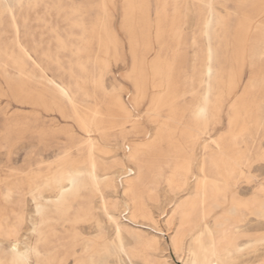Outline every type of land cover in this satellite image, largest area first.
Wrapping results in <instances>:
<instances>
[{
  "label": "rangeland",
  "instance_id": "rangeland-1",
  "mask_svg": "<svg viewBox=\"0 0 264 264\" xmlns=\"http://www.w3.org/2000/svg\"><path fill=\"white\" fill-rule=\"evenodd\" d=\"M122 1L123 0H0V216L3 219L2 222L5 228L6 226L8 227V225L9 227L11 226L10 236L0 237V264H14L11 260L12 251L9 244L10 241L14 239V237H12L14 230L13 226L18 223L20 224V226H18L20 229L18 233L19 252H22L20 253V258L22 259L20 263L23 264L24 259L27 260V264H73L75 260L81 262L85 256L84 247L87 245L93 247V244L86 240L83 235H86V233L92 235L96 234L99 224L95 221L94 224L96 229L88 230L87 226L89 225H86L84 221L82 222V220H79L77 222H72L73 216L83 214V210L90 206L87 204L88 201L93 200L94 205L96 204V206H94L96 216L99 215L102 223L109 226V234L113 236V219H106L104 212L107 209L106 211H109V214L118 216L121 211V207H118V210L112 207L104 209L98 197L100 188H95L90 177H86L85 181L87 187L83 189L84 191L80 190L78 194H75L76 191H70L68 194V199L71 201L69 205H72L69 210L61 209V207L58 208L57 206H50L48 204L49 208H46L42 215L37 213L35 209L36 201L34 199V197L37 196L35 185L31 184V180H29L35 166V160L41 158V165L43 167L53 166L57 160L54 154L60 148L57 143L51 141L40 143L32 136L33 132L38 128L48 131L54 128L69 129L73 134L78 136V138L85 140L84 142H86V144L82 146L84 152L80 155L78 160L81 163L84 162L87 154L95 157V160L98 162L97 174L98 176H107L104 179L105 181H107V178L110 176L115 177L125 167L139 168L138 175L140 181L137 182L136 188L129 194L128 200L130 202H132L133 199L141 203L145 202L146 206L149 208L147 210L142 207L138 208L136 211L138 220L145 224H150L151 226L154 225V228L165 233L163 238L160 239L162 251H158L160 252L159 254L157 252L160 256V261H163L162 264H183L184 261L185 264H190L189 261L193 264L194 256L191 252V248L196 244L195 236L201 229L204 230L205 227V237L212 238L215 242L217 241L215 264H264V217H262L264 212L260 211L261 209H259L254 200L248 205V209L240 208V210H236L231 203L232 194H237V196L242 199L250 198V200L251 197L257 196L256 198H258L259 203L262 204L264 208V191L259 190L260 184L264 182V0H255L258 1L259 4L255 3L254 0H164L161 12L163 18L161 21L168 37L166 44H162L163 46L158 44L159 42L155 37L154 22L160 10V6L157 4L158 1L136 0L135 8L139 12V23L141 24L140 16L143 15L150 24L148 30H146L144 26L136 27L135 29H131V27L128 26L130 28H128V30L133 34L132 40L135 42L133 46L135 49L134 56L138 60L141 58L144 60L143 62L137 61L136 65L133 62V55L131 54L132 48L129 45L127 33L121 27L123 24L121 16ZM240 3L242 4L240 5ZM251 6L253 7L251 8ZM211 8L214 11L225 14L222 24L219 23L218 25L215 21L216 18L210 17ZM227 9H236L237 12L236 10L234 11L239 16L237 17V15H235L233 18L226 19ZM248 9L249 13L246 11ZM252 10H256L259 13ZM205 17H207L208 20ZM236 20L237 23L238 21L241 22L238 23L240 26L239 29L237 28L238 24L235 26ZM243 22H245V24L242 26ZM226 27H229V29ZM94 29L100 34V41L93 39ZM111 34H114L115 40L118 42L117 51L116 53H104L105 45L107 46V41ZM252 34H254V36H252ZM255 37H257L258 41ZM219 40L222 41L221 45ZM223 41H225V43ZM232 41L235 43H232ZM210 45L215 49L220 45L219 47L224 58L220 59L217 58L216 55H213V60L210 61L207 50ZM84 47H87L86 49L88 50L87 57L91 60L98 59L101 64L99 68H97L96 64H89L88 71L89 79H97V83H101V86L97 89L98 97L96 102L102 105L103 110L105 109V113H107L105 106L107 102L102 99V92L108 97L112 94H119L124 99L127 106L128 104L135 106V110L131 111L132 114L135 112L142 114L138 122L140 127L136 130L132 128L133 126L130 123H124L112 128L110 127L111 129H108L109 132L106 135L107 147H105L106 145L103 147L102 144H97V133L85 131L70 118L62 117L56 110H46L41 105L34 104V98H36V96L41 97L39 101L41 100L43 102H50L52 97L55 98L58 96L56 90H59V88L56 84L66 85L79 80L82 71L79 67L81 64L78 63L77 59L78 56L82 58L86 55L79 54L77 51L84 49ZM245 47L249 48L246 49ZM158 50L159 52L157 53ZM117 55H120L121 58L119 59ZM157 55H160V59H162L163 63L165 61V63L162 64L164 67L163 69L161 68L160 71L156 70L152 65L155 59H157ZM233 58L234 60H232ZM219 61L221 63H219ZM14 62L19 64V69L14 66ZM169 62H171V64ZM208 63L209 65L211 63L213 66L214 73L211 76L204 74V69ZM216 63L222 65L221 71L223 78L220 84L223 85L225 90H227L233 78L235 79L234 74H238V67H240L241 70L239 83L232 93H228V91L224 90L225 92L222 94V104L217 120L214 121V118L211 117L209 112L206 114L208 117L204 127L206 129L204 134L206 143L204 142L205 146L203 149H201L200 143L195 145L193 154L194 157L202 156L208 167L205 166L208 169L212 167L211 171L205 167V173L207 175L209 174V177L224 179L228 176L229 179L226 186L222 185L223 188L221 187L218 192L217 190L214 191V186L209 182L206 193L207 195L210 194L208 195L210 207L207 208V214L209 213V215H206L204 223L199 220V215H197L200 214L199 212H195L196 215L195 213L193 214L194 217L190 219L192 222H184L182 210H185L187 207L182 206L188 202L189 195L186 190L179 191L178 189L185 160L180 156L179 147L183 144L182 147L184 150L186 151V149H188L189 151L185 143L187 138H184L181 133L179 135V129L177 131V128H173L172 126H161L159 122V124L153 122L147 117L146 112L150 104L149 99L153 94L151 84L162 80V83L165 85L164 88L168 89L162 96H167L169 94L167 96L169 99L164 102L159 101L161 104H159V109L156 110L161 114L160 122L164 121L167 115H170L173 117V120H178L179 117L180 121L185 123L189 118L195 119V117L191 115L195 111V107L203 103V99L207 94L209 97L211 95L210 98L214 100L212 101L214 103L216 102L215 99L220 98V86L216 84L218 81H215L216 71L214 66H216ZM25 64H27V66ZM134 66H136V68ZM135 71L137 73V81H140L146 89L143 96L140 97V95H138L141 99L138 101V105H135L134 103L136 102L132 99V97L137 94L135 88ZM165 78H167V80ZM195 81H199V83ZM208 87L210 90L209 93L206 92ZM256 89L259 90L257 91ZM213 91H215L216 94ZM77 97V99L72 100L73 103L65 97V99L60 102L61 106H59V108L61 110L63 109L62 112H68L71 111L72 107L76 106V104H80V110L84 111L86 116L89 115L91 111L85 106H87L88 103L95 102V100L82 93ZM241 104L243 108L240 106ZM103 117V122L109 119L107 115H103ZM88 118L90 117L87 116L85 118L86 121H88ZM253 118H255V120ZM231 121L233 123H231ZM102 125L110 126L109 123H104ZM147 130L152 134L160 130L159 134L163 140L139 146L136 151V156L133 159L130 158L132 161L125 157L122 158L123 151L119 148L118 144L123 141L134 144V142L144 138V132ZM119 131H122V133H119ZM114 134H117L116 138ZM176 134L180 137L179 139ZM218 138H223L220 142L223 145L215 143L214 139ZM161 142H163L165 146L161 144ZM92 143H95L94 146H92L93 150L91 148L89 149ZM167 143L169 144L167 145ZM231 143H236L233 144L235 145L233 151L239 156L238 160L242 168L241 174L239 170L231 172V168L225 166L224 172L226 174L221 176L218 173L217 162L222 160H220V158H227L226 151L224 152V150ZM219 154L221 157H218ZM211 164L213 166H211ZM77 165L82 166V164H74V166ZM83 167H85V165ZM193 170L197 173L195 167ZM216 174L218 176H216ZM99 180L98 182H101V180ZM233 181L237 183H235L234 187L232 186ZM165 182H167V184ZM66 183L67 181L64 180L61 184H58V182L53 179L47 183L46 188L41 189L45 194L44 196H47V198L52 201L59 192L58 188L61 186V188H63L64 185L66 186ZM209 187L210 190L208 189ZM51 188L55 189V191L48 192ZM105 188L104 190L108 192V188ZM225 188L228 189L226 190ZM254 189L257 193L253 191ZM222 193L224 194L223 196ZM79 194H84L85 198H77L76 196H80ZM45 198L46 197L42 196L41 200L44 201ZM76 201L81 203V209L76 208ZM110 202L112 201L110 200ZM175 206L176 208H174ZM99 207L102 208L100 209ZM252 208H255L253 212L250 210ZM20 216L25 220L19 222ZM42 216L45 217V221L38 224V221L43 219ZM225 224H227V226ZM39 229L42 230L43 233L41 236L37 235V230ZM175 229L178 231H175ZM221 229L222 231H219ZM165 230L168 232H165ZM87 231L90 232L88 233ZM145 232L149 231L145 229ZM182 233L186 235L180 246L182 249L178 251L173 250L174 243L171 238L176 240ZM190 234L191 236H189ZM208 234H211V236ZM233 235L238 236L237 243L239 242L241 246L239 250L233 249V246L226 242L230 240V237H233ZM134 240L135 239L130 240L126 248L128 249L132 261L134 260L136 264H143L149 250L147 249L146 252L144 242L139 243ZM73 243H76V245H73ZM37 245L40 246L39 249L41 250V254H37L32 250V248ZM99 253L100 252H94L93 255H91V260H94L93 257L97 258L100 255ZM225 253H227V255H225ZM67 257L68 259H66Z\"/></svg>",
  "mask_w": 264,
  "mask_h": 264
},
{
  "label": "bare ground",
  "instance_id": "bare-ground-1",
  "mask_svg": "<svg viewBox=\"0 0 264 264\" xmlns=\"http://www.w3.org/2000/svg\"><path fill=\"white\" fill-rule=\"evenodd\" d=\"M44 1V0H43ZM106 1V0H105ZM158 1L157 4L159 7V12H158V17L154 22L155 25V37L156 40L159 42L158 44L162 45V44H166L167 42V35L164 31V27L162 26V21L161 19L163 18L161 15L162 12V5L164 0H156ZM255 1V0H254ZM197 2V1H196ZM217 2V1H216ZM242 2V1H241ZM5 3V2H4ZM208 3V2H206ZM214 3V2H213ZM245 3V2H244ZM250 3V2H249ZM252 3V1H251ZM254 3V2H253ZM255 3H258V1H255ZM254 3V4H255ZM263 3V2H261ZM1 4V3H0ZM49 4V3H48ZM62 4V3H61ZM222 5H225L223 3H220ZM242 3H240L241 5ZM253 4V5H254ZM259 4V3H258ZM50 5V4H49ZM136 0H123L122 1V10H123V16H122V22L123 24L121 25V27L124 29V31H126L127 35H128V40H129V45L132 48L131 49V54L133 55V62L136 65L137 61H141L143 62L144 60L141 58L140 60H138L134 55H135V49L133 48V46L135 45V42L132 40L133 34L128 30L129 27H131V29H135L136 27H143L146 28V30H148V27L150 26L149 22L147 21V18L143 15L140 16L141 18V24L139 23V12L138 10L135 8L136 6ZM211 6V5H210ZM238 6V5H237ZM255 6V5H254ZM257 6V4H256ZM260 6V5H259ZM258 6V7H259ZM262 6V5H261ZM253 6H251L252 8ZM23 8V7H22ZM220 8V7H219ZM249 8V9H251ZM255 8V7H254ZM204 9V8H203ZM223 9V8H222ZM233 9V8H232ZM242 9V8H241ZM246 9V8H245ZM246 10L247 12L249 11ZM18 10V9H16ZM236 10V9H234ZM234 10L231 9H227V18H233L235 15H237V17L239 16L238 14L235 13ZM225 11V10H224ZM254 11V10H252ZM256 11V10H255ZM254 11V12H255ZM8 12V11H7ZM24 12V11H23ZM22 12V13H23ZM237 12V10H236ZM244 12V11H243ZM257 12V11H256ZM13 13V12H12ZM144 13V12H143ZM201 13V12H200ZM203 13V12H202ZM240 13V12H239ZM249 13V12H248ZM251 13V12H250ZM259 13V12H257ZM198 14V13H197ZM223 13H220L218 11H214L212 8L210 10V17H214L216 23L219 25L222 24V22H224V15ZM253 14V13H252ZM145 15V13H144ZM244 15V14H243ZM246 15V13H245ZM258 15V14H257ZM208 16V15H207ZM224 16V17H223ZM261 16V15H258ZM12 17V16H11ZM58 17V16H57ZM62 17V16H60ZM253 17V16H252ZM9 18V17H8ZM207 19V17H205ZM263 18V17H262ZM205 19V20H206ZM240 19V17H239ZM208 20V19H207ZM238 20V19H237ZM236 20V24L235 26L241 21H238L237 23ZM53 21V20H52ZM229 21V20H228ZM227 21V23H228ZM14 22V21H13ZM242 22V21H241ZM240 22V23H241ZM246 22V21H245ZM245 22L242 23V26L245 24ZM7 23V22H6ZM53 23V22H52ZM204 23V22H203ZM208 23V22H207ZM9 24V23H8ZM12 24V23H11ZM54 24V23H53ZM198 24V23H197ZM200 24V23H199ZM230 24V23H229ZM227 24V25H229ZM257 24V23H256ZM20 25V24H19ZM109 25V24H108ZM255 25V23H254ZM5 26V25H4ZM13 26V25H12ZM58 26V24H57ZM111 26V25H110ZM129 26V27H128ZM204 26V25H202ZM201 26V28L203 29V27ZM214 26V25H213ZM256 26V25H255ZM260 26V25H259ZM16 27V26H14ZM208 27V25H207ZM4 28V27H3ZM8 28V27H7ZM6 28V29H7ZM18 28V27H17ZM205 28V27H204ZM219 28V27H218ZM223 28V27H222ZM227 29H229V27H226ZM238 29L240 28L239 24H238ZM244 28V27H243ZM130 29V28H129ZM236 29V28H235ZM247 29V28H246ZM2 30V29H1ZM217 30V29H216ZM222 30V29H221ZM220 30V31H221ZM242 30V29H241ZM13 31V30H12ZM30 31V30H29ZM94 34H93V39L100 41V34L96 31V29L93 30ZM133 31V30H132ZM215 31V30H214ZM227 31V30H226ZM239 31V30H238ZM243 31V30H242ZM224 32V31H223ZM222 32V33H223ZM29 33V32H28ZM204 33V32H203ZM228 33V32H227ZM15 34V33H14ZM218 34V33H217ZM220 34V33H219ZM17 35V34H16ZM15 35V36H16ZM175 36V34H174ZM238 36V35H237ZM251 36V35H250ZM252 36H254V34H252ZM1 37V36H0ZM29 37V36H28ZM205 37V36H204ZM219 37V36H216ZM241 37V36H240ZM261 37V36H260ZM139 38V37H137ZM175 38V37H173ZM225 38V37H224ZM257 39V37H255ZM148 39V38H147ZM25 40V39H24ZM118 40V39H117ZM209 40V39H208ZM215 40V39H214ZM213 40V41H214ZM1 41V40H0ZM21 41V40H20ZM28 41V40H27ZM142 41V40H141ZM206 41V40H205ZM220 41V40H219ZM241 41V40H240ZM258 41V39H257ZM15 42V41H14ZM26 42V41H25ZM31 42V41H30ZM199 42V41H198ZM216 42V40H215ZM214 42V43H215ZM225 43V41H223ZM228 42V41H227ZM242 42V41H241ZM6 43V42H5ZM23 43V42H22ZM222 41H220V45H221ZM232 43H235L232 41ZM14 44V43H13ZM17 44V43H16ZM157 44V45H158ZM213 44V43H212ZM44 45V44H43ZM219 45V46H220ZM228 45V43H227ZM234 45V44H233ZM23 46V45H22ZM51 46V45H50ZM163 46V45H162ZM204 46V45H202ZM217 46L216 49L214 47H212V45H210V47L207 49L208 50V58L211 60H213V55L217 58L223 59L224 56L222 54V51L220 49V47ZM262 46V45H261ZM117 47H118V42L115 40L114 34H111L109 37V40L107 41V46L105 45V49H104V53H116L117 51ZM224 47V45H223ZM235 47V45H234ZM237 47V46H236ZM87 48V47H86ZM84 47V49H81L79 51H77L79 54H85L86 56L84 57H80L78 56V63H80L81 65H79L81 71H82V75L79 78V80L77 81H73L74 83H68L66 85H60V84H56L59 88V90L57 89L56 92L58 93V96H56L55 98L52 97V99L50 100V102H43V101H39V99H41V97H37L34 98L35 103L34 104H38L41 105L44 109L46 110H56L58 111L62 117L65 118H70L74 123H77L82 129H84L85 131H93L95 133H97L98 135V142L97 144H102V146L104 147V145H106L105 147H107L108 143H107V133L109 132L108 129H111L112 127H115L117 125H122L124 123H130L132 124V128H134L135 130L138 129L140 126L138 124L139 120L142 117V114H140L139 112H135L134 114H132L131 111L135 110V106L132 104H127L125 103L124 99L119 95V94H112L110 97L106 96L104 94V92H102L101 97L102 99H104L107 103H106V109H107V113H105V109L103 110L102 105L98 104L96 102L98 94H97V89L99 86H101V83H97V79H89V71H88V67L90 66L89 64H96L97 68L100 67V62L98 61V59H94L91 60L87 57L88 54V50ZM162 48V47H161ZM206 48V46H205ZM238 48V47H237ZM246 49L249 47H245ZM2 49V48H1ZM4 49V48H3ZM30 49V48H29ZM138 49V47H137ZM160 49V48H159ZM199 49V48H198ZM240 49V47H239ZM25 50V49H24ZM38 50V49H37ZM23 51V49H22ZM159 52V50L157 51V53ZM202 52V51H201ZM99 53V52H98ZM9 54V53H8ZM203 54V53H201ZM141 55V54H140ZM251 55V54H250ZM25 56V55H24ZM61 56V55H60ZM117 55V57L120 59L121 56ZM220 56V57H219ZM227 56V55H226ZM200 57V56H199ZM230 57V56H229ZM228 57V58H229ZM236 57V56H234ZM231 58V57H230ZM238 59V56H237ZM234 60V58L232 59ZM26 61V60H25ZM91 61V63H90ZM199 61V60H198ZM197 61V63H198ZM222 61V60H221ZM28 62V61H27ZM208 62V61H206ZM224 62V60H223ZM31 63V61H30ZM147 63V62H146ZM145 63V64H146ZM165 63V61H164ZM162 62V59H160V55H157V59H155L153 67L160 71L161 68L163 69L164 65L162 66V64H164ZM168 63V62H167ZM171 64V62H169ZM195 63V62H194ZM219 63H221L219 61ZM217 64L216 66H214L215 68V73H216V77H215V81H218L219 84V96L220 98L215 99V103L212 102L214 101L213 99H211V95L209 97V95L207 94L204 97V101L203 103L198 104L195 107V111L192 113V117H195V119L193 118H189L187 119L188 121L185 123H183V121H180V118L178 117V120H173V117H171L170 115L166 116V119L164 121H161V114L160 112L156 111L159 109L161 104L159 101H166L167 96L169 95H164V92H166L168 89L164 88V83H162V80H160V82L157 83H152L151 87H152V96L149 99L150 104L149 107L147 109L146 115L147 117L152 120L153 122L156 123H160L161 126H172L173 128H177L180 130L179 135L181 133V135L184 138H187L186 140V146H188V149H186V151L184 150V148L182 147V145L179 147L180 149V156L183 157L184 160V167H183V171H182V175L180 177V185H179V191L182 190H186L188 192L189 195V200L187 203H185L182 207L186 206L187 208L183 211V219L184 222H189L190 219L192 217H194V213L195 212H199V220L201 222L204 223V221L206 220V215H209V213L207 214V208L210 207V203L208 201V194L206 193L207 187L209 182L212 183V185L214 186L213 188L214 191L217 190V192L221 189L222 185H225L228 183V176H226L224 179L223 178H211L209 177L206 173H205V167L206 162L204 160V158L202 156H198V157H194V147L195 145L200 143V147L201 149H203V147L205 146V139H204V134H205V125L207 122V116L206 114L209 112L211 114V117L214 118V121L217 120V117L219 116V112H220V107H221V101H222V94L225 91H228V93H232L234 92V90L237 88V85L239 83V77H240V67H238V74H234L235 75V79L233 78L232 82L230 83L229 87L227 88V90L224 89L223 85L220 84L222 82V78H223V74H222V65L221 64ZM14 66H16L19 69V64L14 62L13 63ZM205 64V63H204ZM27 66V64H25ZM65 65V64H64ZM139 65V64H137ZM209 65V63H208ZM206 66L204 69V74L207 76H211L214 71H213V66L210 65ZM169 66V65H168ZM133 67V66H132ZM136 68V66H134ZM193 67V65H192ZM171 68V67H170ZM147 69V68H146ZM133 70V69H132ZM197 70V69H196ZM258 70V69H257ZM30 71V70H29ZM148 71V70H147ZM203 71V70H201ZM259 71V70H258ZM257 71V72H258ZM172 72V71H171ZM262 72V71H260ZM259 72V74H260ZM136 73V71H135ZM140 73V72H139ZM164 73V72H163ZM169 73V72H168ZM192 74V73H191ZM256 74V73H255ZM23 75V74H22ZM170 75V74H169ZM193 75V74H192ZM197 75V73H196ZM203 75V74H202ZM35 76V75H34ZM168 76V75H167ZM158 77V76H157ZM171 77V76H170ZM169 77V78H170ZM190 77V76H189ZM193 77V76H192ZM204 77V75H203ZM201 77V78H203ZM234 77V76H233ZM163 78V77H162ZM168 78V79H169ZM200 78V79H201ZM256 78V77H255ZM130 79V78H129ZM135 88H136V95H134V97H132V99L136 102L134 103L135 105H138V101L141 100L140 97L143 96V94L145 93V88L143 87L142 83L140 81H137V73L135 74ZM167 80V78H165ZM171 79V78H170ZM192 79V78H191ZM190 79V80H191ZM204 79V78H203ZM227 79V78H226ZM250 79V78H249ZM252 79V78H251ZM254 79V78H253ZM257 79V78H256ZM152 80V79H150ZM248 80V79H247ZM164 81V80H163ZM201 81V80H200ZM252 81V80H251ZM254 81V80H253ZM169 82V81H168ZM190 82V81H189ZM198 82L199 81H195ZM208 82V81H207ZM167 83V81H166ZM193 83V82H192ZM209 83V82H208ZM256 83V82H254ZM260 83V82H259ZM197 84V83H196ZM252 85V84H251ZM256 85V84H255ZM19 86V85H18ZM196 86V85H195ZM217 86V85H216ZM250 86V85H249ZM104 87V86H103ZM248 87V86H247ZM246 87V88H247ZM15 88V87H14ZM169 88V87H168ZM216 88V87H215ZM218 88V87H217ZM253 88V87H252ZM258 88V86H257ZM262 88V87H261ZM17 89V88H16ZM15 89V90H16ZM19 89V88H18ZM53 89V88H52ZM190 89V88H189ZM214 89V88H213ZM248 89V88H247ZM251 89V88H250ZM191 90V89H190ZM225 90V91H224ZM255 90V89H254ZM257 90V89H256ZM259 90V89H258ZM257 90V91H258ZM17 91V90H16ZM54 91V89H53ZM172 91V90H171ZM217 91V90H215ZM215 91H213L215 93ZM262 91V90H260ZM259 91V92H260ZM18 92V91H17ZM206 92L209 93V87L206 89ZM212 92V94H213ZM256 92V91H255ZM19 93V92H18ZM23 93V92H22ZM28 93V92H27ZM26 93V94H27ZM84 94L87 97H90L91 99L95 100V102H91L88 103L87 106H85L86 108H88V110H90V114L87 115L88 117V121H86V115L84 114V111L80 110L79 105L80 104H76V106L72 107L71 111H65L62 112V110L59 108V106H61L60 102L63 101L65 99V97H67V99L69 101H71L73 103V99H77L80 94ZM262 93V92H260ZM258 93V94H260ZM20 94V93H19ZM25 94V93H24ZM171 94V93H170ZM216 94V93H215ZM253 94V93H252ZM264 94V93H263ZM34 95V94H33ZM140 95V97L138 96ZM225 95V94H224ZM261 95V94H260ZM166 96V97H165ZM226 96V95H225ZM128 97V96H126ZM170 97V96H169ZM202 97V96H201ZM240 97V96H238ZM250 97V96H249ZM260 97V96H259ZM129 98V97H128ZM171 99V98H170ZM225 99V98H224ZM253 99V98H252ZM258 99V98H257ZM263 99V98H262ZM195 100V99H194ZM201 100V99H200ZM240 100V99H239ZM245 100V99H244ZM259 100V99H258ZM257 100V102H258ZM77 101V100H76ZM255 101V99H254ZM68 102V101H67ZM247 102V101H246ZM245 102V103H246ZM256 102V101H255ZM71 103V104H72ZM164 104V103H163ZM243 104V103H242ZM242 104L240 106H242ZM261 104V103H259ZM245 105V104H244ZM252 105V104H251ZM63 106V105H62ZM250 106V105H249ZM188 107V106H187ZM247 107V105H246ZM258 107V106H257ZM66 108V107H65ZM243 108V106H242ZM185 109V108H184ZM247 109V108H246ZM255 109V108H254ZM253 109V110H254ZM186 110V109H185ZM240 110V108H239ZM245 110V109H244ZM251 110V109H250ZM179 111V110H178ZM249 111V109H248ZM247 111V112H248ZM258 111V110H257ZM251 112V111H250ZM255 112V111H254ZM242 113V112H241ZM249 113V112H248ZM253 113V112H252ZM103 115H107L109 117V119L104 120L105 122H103ZM242 115V114H241ZM251 115V114H250ZM244 117V116H242ZM249 117V115H248ZM254 117V116H253ZM177 119V118H176ZM248 119V118H245ZM250 119V118H249ZM255 120V118H253ZM38 120V119H37ZM247 121V120H246ZM41 122V121H40ZM104 123H109L110 126H106V125H102ZM158 123V124H159ZM231 123H233L231 121ZM230 123V124H231ZM262 125V124H261ZM49 126V125H48ZM40 127V126H39ZM111 127V128H110ZM253 127V126H252ZM169 128V127H168ZM255 129V128H254ZM176 131V130H175ZM31 132V131H30ZM116 133V132H115ZM119 133H122V131H119ZM160 130L156 131L154 134H152L149 130L144 132V138L142 140H138L136 142H134V144L131 143H127V142H120L118 144L119 148L123 151V157L122 158H127V159H133L136 156V151L137 148L139 146H141L142 144H147V143H153L155 141L158 140H163V138L161 139L160 136ZM170 133V132H169ZM172 133V131H171ZM210 133V132H209ZM247 133V132H246ZM250 133V132H248ZM253 133V132H252ZM255 133V132H254ZM118 134V133H117ZM117 134H114L115 138L117 137ZM174 134V133H173ZM85 135V134H84ZM88 135V134H86ZM207 135V134H206ZM242 135V134H241ZM245 135V134H244ZM248 135V134H246ZM255 135V134H253ZM40 143H44V142H48L51 141L53 143H57L60 148L59 150L54 154V156L56 157V162L55 164H53V166H49V167H43L42 164V160L40 159H36L35 160V166L33 171L31 172V176L30 179L31 180V184L35 185V192L37 194L36 197H34L36 204H35V209L37 211V213L39 214H43L44 210L46 208H49L48 204L50 206H57L58 208L61 207V209H70V207L72 205H69V199H68V194L70 193V191H76L75 194H78V192L80 190L84 191L83 189H86V181L85 178L86 177H90L92 184L96 187L100 188V193L98 195L99 197V202L102 204V206L105 208L107 207H112L113 209H117L118 207H121V211L119 212V215L116 216L115 214H109V211L104 212V216L106 219H113V236L111 234H109V226H106L104 223H102L100 216H96V213L94 211V206H96V204L94 205V201L93 200H89L88 201V205H90L88 208H86L85 210H83V214H78V215H74L73 219L71 220L72 222H77L79 220H82V222L84 221V223L87 226L88 230H92V229H96L95 228V224L94 222L96 221V223L99 224L98 226V230L97 233L92 235L87 231L89 234L86 233V235H83L84 238H86V240L90 241L93 244L92 246H85L84 247V252H85V256L83 258V260H81V262H78L75 260V263L73 264H136L134 262V260L132 261V259L129 256V252L128 249L126 248L127 243H129L130 240L135 239L134 241L137 242H144L145 243V247H146V252L147 249L149 250L147 252V257H145V262L143 264H162V262L160 261V256L158 255L160 252L158 251H162V247H161V243H160V239L163 238V236L165 235V233H163L161 230H157L156 228H154L153 226H151L150 224H145L141 221L138 220V217L136 215V211L138 210L139 207H142L143 209L147 210L149 207L146 206L145 202H139L138 200H132V202H130L128 200L129 194L136 188L137 186V182L140 181L139 175H138V170L139 168H132V167H125L119 174H117L115 177H108L107 181H105L104 179L107 176H101L97 174V170H98V162L95 160V157L91 156L90 154L85 157V161L84 162H79V157L81 154H83L84 150L83 147L86 142H84L85 140H81L80 138H78V136H76L75 134H73L72 131H70L69 129H52L50 131L48 130H43L41 128L36 129L33 132V135ZM177 136V134H176ZM81 137V136H80ZM167 137V136H166ZM178 137V136H177ZM83 138V137H82ZM180 137H178L179 139ZM226 138V137H225ZM243 138V137H242ZM88 139V138H87ZM223 139V138H221ZM221 139H214L216 144H222ZM165 140V138H164ZM226 140V139H225ZM238 140V139H237ZM89 141V140H88ZM213 141V142H214ZM227 141V140H226ZM230 141V140H229ZM228 141V142H229ZM168 142V141H167ZM182 142V141H180ZM205 142V143H204ZM211 142V141H210ZM110 143V142H109ZM112 143V142H111ZM166 143V142H165ZM171 143V142H170ZM224 143V142H223ZM230 143V142H229ZM13 144V143H12ZM95 143H92L91 146H89V149L92 148V146H94ZM161 144H163V142H161ZM169 143H167L168 145ZM233 144L236 143H231L227 146V148L224 150V152L226 151V155L227 158H220V162H217L218 164V173L219 175H225L226 173L224 172V168L225 166L231 168V172H236L237 170H239L240 174H241V166H240V161L238 154L233 151V149L235 148ZM164 145V144H163ZM223 145V144H222ZM221 145V146H222ZM98 146V145H97ZM165 146V145H164ZM215 146V145H214ZM168 147V146H167ZM199 147V146H198ZM217 147V146H215ZM86 149V148H85ZM197 149V148H196ZM200 149V148H199ZM207 149V148H206ZM97 150V149H95ZM172 150V149H171ZM197 151V150H196ZM200 151V150H199ZM198 151V153H199ZM175 152V151H174ZM212 152V151H211ZM213 153V152H212ZM163 154V153H162ZM86 155V154H85ZM95 155V154H94ZM204 156V155H203ZM99 157V156H98ZM218 157H221V155L219 154ZM242 157V156H241ZM83 158V157H82ZM156 158V157H155ZM177 158V157H176ZM126 159V160H127ZM130 159V160H131ZM122 160V159H121ZM118 160V161H121ZM173 160V159H172ZM175 160V159H174ZM181 160V159H180ZM217 160V159H216ZM261 160V159H260ZM50 161V160H49ZM117 161V162H118ZM128 161V160H127ZM132 161V160H131ZM135 161V160H134ZM244 161V160H242ZM52 162V161H51ZM115 162V161H114ZM50 163V162H49ZM48 163V164H49ZM135 163V162H134ZM174 163V162H173ZM47 164V163H46ZM74 164H82L81 165H77L74 166ZM113 164V163H111ZM178 164V163H177ZM208 164V163H207ZM85 165V167H83ZM125 165V164H124ZM173 165V164H172ZM206 165V166H205ZM81 166V167H80ZM121 166V165H120ZM133 166V165H132ZM180 166V165H179ZM211 166H213L211 164ZM215 166V165H214ZM217 166V165H216ZM253 166V165H252ZM105 167V166H104ZM196 168L197 173L194 172L193 168ZM208 167V166H207ZM206 167V168H207ZM212 169V167H210ZM208 169V168H207ZM211 169H208L211 171ZM248 170V169H247ZM161 171V170H160ZM216 171V170H215ZM229 171V170H228ZM113 172V171H112ZM157 172V171H156ZM176 172V171H175ZM238 172V173H239ZM209 173V172H208ZM214 173V171H213ZM230 173V171H229ZM237 173V174H238ZM164 175V174H163ZM213 175V174H212ZM215 175V174H214ZM235 175V174H234ZM216 176H218L216 174ZM230 177V176H229ZM234 177V176H233ZM101 180V182H98L99 179ZM231 178V177H230ZM55 180L58 182V184L64 180L67 181L66 186L64 185L63 188H58V194L56 195L55 199L50 201L47 196H44L45 194L43 193L41 188H46L47 187V183L50 182V180ZM223 179V180H222ZM232 179V178H231ZM99 180V181H100ZM233 180V179H232ZM230 181V180H229ZM19 182V181H18ZM17 183V182H16ZM167 184V182H165ZM232 183V182H231ZM236 181H233L232 186L234 187ZM247 183V182H246ZM237 184V183H236ZM57 185V184H56ZM148 185V184H147ZM165 185V184H164ZM231 185V184H230ZM174 186V185H173ZM172 186V188H173ZM228 186V185H227ZM107 187L108 188V192L106 190H104V188ZM175 187V186H174ZM258 187V186H257ZM37 188V189H36ZM223 188V187H222ZM106 189V188H105ZM163 189V188H162ZM210 190V187L208 188ZM226 189V188H225ZM228 189V188H227ZM226 189V190H227ZM11 190V189H10ZM37 190V191H36ZM169 190V189H167ZM172 190V189H171ZM174 190V189H173ZM259 190L260 191H264V182H262L259 186ZM55 191V189L51 188L48 192H53ZM93 191V190H92ZM142 191V190H141ZM213 191V190H212ZM213 191V192H214ZM255 191V189L253 190ZM168 192V191H167ZM174 192V191H173ZM209 192V191H208ZM256 192V191H255ZM254 192V193H255ZM55 193V192H54ZM98 193V191H97ZM108 193V194H107ZM228 193V192H227ZM257 193V192H256ZM11 194V193H10ZM173 194V193H172ZM221 194V193H220ZM47 195V193H46ZM80 196H76L81 197V198H85V195L83 194H79ZM166 195V194H165ZM174 195V194H173ZM172 195V196H173ZM224 194L222 193V196ZM254 195V194H253ZM2 196V195H1ZM46 197L43 200H41V197ZM54 196V195H53ZM171 196V195H170ZM212 196V195H211ZM229 196V195H228ZM252 196V195H251ZM133 197V196H132ZM135 197V196H134ZM167 197V196H166ZM257 197V196H256ZM251 197L250 198H239L237 196V194H232L231 197V203L233 204V207L236 210H240V208H247L248 205L251 204V201H255L257 206L259 207V209H261V212H264V208L262 207V204L259 203L258 198ZM71 198V197H70ZM172 198V197H171ZM52 199V198H51ZM97 199V198H96ZM137 199V198H136ZM164 199V198H163ZM216 199V198H215ZM223 199V198H222ZM225 199V198H224ZM230 199V198H229ZM82 200V199H81ZM84 200V199H83ZM110 200L112 202H110ZM170 200V199H169ZM210 200V199H209ZM213 200V199H212ZM78 201V200H77ZM76 201V208L77 209H81V203H78ZM177 201V200H176ZM169 202V201H167ZM175 202V201H174ZM182 202V201H181ZM212 202V201H211ZM214 202V201H213ZM230 202V201H229ZM254 202V203H255ZM16 203V202H15ZM179 203V202H177ZM226 203V202H225ZM228 203V201H227ZM150 204V203H149ZM152 204V203H151ZM182 204V203H181ZM214 204V203H213ZM216 204V203H215ZM223 204V203H222ZM162 205V204H161ZM253 205V204H252ZM23 206V205H22ZM101 206V205H99ZM172 206V205H171ZM212 206V205H211ZM10 207V206H9ZM21 207V206H20ZM63 207V208H62ZM87 207V205H86ZM251 207H256V206H251ZM257 207V209H258ZM100 208V207H99ZM102 208V207H101ZM100 208V209H101ZM160 208V207H159ZM176 208V206L174 207ZM233 208V209H234ZM52 209V208H51ZM178 209V206H177ZM182 209V208H181ZM180 209V210H181ZM216 209V208H215ZM248 209V208H247ZM255 209V208H254ZM253 208L250 209L254 210ZM110 210V209H109ZM118 210V209H117ZM153 210V209H152ZM179 210V211H180ZM223 210V209H222ZM225 210V208H224ZM162 211V210H160ZM165 211V210H164ZM212 211V210H211ZM228 211V210H227ZM258 211V210H257ZM82 212V211H81ZM115 212V211H113ZM152 212V211H151ZM156 212V211H155ZM210 212V211H209ZM225 212V211H224ZM246 212V211H245ZM244 212V213H245ZM259 212V211H258ZM9 213V212H8ZM73 213V212H72ZM80 213V210H79ZM164 213V212H163ZM212 213V212H211ZM230 213V212H229ZM239 213V212H238ZM173 214V213H171ZM196 215V213H195ZM222 215V214H221ZM253 215V214H252ZM8 216V215H7ZM6 216V217H7ZM155 216V215H153ZM254 216V215H253ZM43 217V216H42ZM103 217V215H102ZM101 217V218H102ZM165 217V216H164ZM208 217V216H207ZM215 217V216H214ZM224 217V216H223ZM222 217V218H223ZM244 217V216H243ZM256 217V216H255ZM264 217V215L262 216ZM25 218V217H24ZM45 217H43L42 220L38 221V224H41L45 221L44 219ZM212 218V217H211ZM104 219V217H103ZM105 219V220H106ZM2 217L0 216V237L3 236H10V227L8 225V227L3 225L2 222ZM6 220V219H5ZM9 220V219H8ZM23 217L20 216L19 222H22ZM25 220V219H24ZM23 220V221H24ZM146 220V219H145ZM177 220V219H176ZM194 220V219H193ZM210 220V219H208ZM223 220V219H222ZM226 220V219H225ZM7 221V220H6ZM198 221V220H197ZM219 221V220H218ZM217 221V222H218ZM257 221V220H256ZM10 222V220H9ZM48 222V221H47ZM70 222V221H69ZM111 222V221H110ZM192 222V221H190ZM195 222V221H194ZM200 222V223H201ZM236 222V221H235ZM7 223V222H6ZM25 223V222H24ZM165 223V221H164ZM213 223V222H212ZM215 223V222H214ZM11 224V223H10ZM177 224V223H176ZM193 224V223H192ZM224 224V223H223ZM163 225V223H162ZM181 225V224H180ZM194 225V224H193ZM208 225V222H207ZM210 225V224H209ZM227 226V224H225ZM242 225V224H241ZM18 226H20V224L18 223L17 225L13 226L14 230L12 233V237H14L13 240L10 241L9 247L12 251L11 254V260L13 261L14 264H22L21 262V258H20V253H22L21 251L19 252V238H18V233H19V228ZM85 226V225H84ZM157 226V225H156ZM164 226V225H163ZM178 226V225H177ZM182 226V225H181ZM200 226V225H199ZM203 226V225H202ZM220 226V224H219ZM223 226V225H222ZM230 226V225H229ZM40 227V226H39ZM176 227V226H175ZM180 227V226H179ZM184 227V225H183ZM190 227V226H189ZM213 227V226H212ZM218 227V226H216ZM160 228V227H159ZM178 228V227H177ZM202 228V227H201ZM206 228V227H205ZM204 228V230H205ZM235 228V227H234ZM31 229V228H30ZM48 229V228H47ZM145 229H147L149 232H145ZM170 229V228H169ZM173 229V228H172ZM187 229V228H186ZM191 229V228H190ZM199 229V228H198ZM224 229V228H223ZM230 229V228H229ZM232 229V227H231ZM180 230V229H179ZM194 230V228H193ZM203 229H201L196 237V244L193 246L192 244V248H191V252L194 256V263L193 264H215V259H216V243L212 238H206L204 234L206 232H204ZM212 230V229H211ZM255 230V229H254ZM175 231H178L175 229ZM192 231V230H191ZM219 231H222L219 230ZM165 232H168L165 230ZM224 232V230H223ZM260 232V231H259ZM82 233V232H81ZM147 233V234H145ZM188 233V232H187ZM208 233V232H207ZM210 233V231H209ZM215 233V232H214ZM219 233V232H218ZM251 233V232H250ZM42 230H37V235L41 236ZM145 234V235H144ZM221 234V233H220ZM249 234V233H248ZM68 235V234H67ZM174 235V234H172ZM193 235V234H192ZM209 235V234H208ZM224 235V234H223ZM228 235V234H227ZM246 235V234H245ZM46 236V235H45ZM186 235L184 233L181 234V236L178 239H174L171 238L172 242L174 243V249L178 251L180 248V246L182 245L183 241H184V237ZM191 236V234L189 235ZM211 236V234L209 235ZM251 236V235H249ZM11 237V238H12ZM170 237V236H169ZM194 237V236H193ZM237 235H233V237H230V240L226 241L227 243H230L231 246H233V249L235 250H239L240 249V244L239 242L237 243ZM225 238V237H224ZM223 238V239H224ZM193 239V238H191ZM217 239V238H216ZM40 240V239H39ZM187 240V239H186ZM195 240V239H194ZM222 240V239H221ZM37 241V240H36ZM76 241V240H75ZM46 242V241H45ZM83 242V241H82ZM246 242V240H245ZM244 242V243H245ZM185 243V242H184ZM191 243V242H190ZM247 243V242H246ZM41 244V243H40ZM44 244V243H42ZM46 244V243H45ZM83 244V243H82ZM172 244V243H171ZM249 244V243H248ZM247 244V245H248ZM17 246L16 251H13V246ZM51 245V244H50ZM73 245H76V243H73ZM188 245V244H187ZM185 245V246H187ZM190 245V244H189ZM243 245V244H242ZM49 246V245H48ZM47 246V247H48ZM46 247V246H45ZM73 247V246H72ZM71 247V248H72ZM170 247V246H169ZM21 248V247H20ZM40 246H34L32 248V250L37 253V254H41V250L39 249ZM70 248V249H71ZM167 248V247H165ZM173 248V247H172ZM188 248V247H187ZM190 248V247H189ZM23 249V248H22ZM48 249V248H47ZM95 249V250H94ZM186 249V248H185ZM21 250V249H20ZM24 250V249H23ZM28 251V250H27ZM189 251V250H188ZM216 251V252H215ZM232 251V250H231ZM94 252H100L99 256L93 257L94 260L92 259V256ZM158 252V254H157ZM184 252V251H183ZM227 252V251H226ZM70 253V252H69ZM73 253V251H72ZM71 253V254H72ZM176 253V252H175ZM189 253V252H188ZM228 253V252H227ZM227 253H225V255H227ZM230 253V252H229ZM236 253V252H235ZM70 254V255H71ZM82 254V253H81ZM102 254V255H101ZM163 254V253H162ZM178 254V253H177ZM65 255V252H64ZM63 255V256H64ZM76 255V254H75ZM165 255V254H164ZM33 256V255H32ZM66 256V255H65ZM162 256V255H161ZM183 256V255H182ZM75 257V256H74ZM38 258V257H37ZM64 258V257H63ZM73 258V257H72ZM187 258V256H186ZM189 258H190V254H189ZM224 258V257H223ZM32 259V258H31ZM41 259V257H40ZM68 259V257L66 258ZM181 259V258H180ZM184 259V258H183ZM225 260V258H224ZM56 261V259H55ZM92 261V262H91ZM259 261V260H258ZM83 262V263H82ZM64 263V262H63ZM165 263V262H164ZM189 263L191 264V261H189ZM141 264V263H140ZM185 264V261L184 263Z\"/></svg>",
  "mask_w": 264,
  "mask_h": 264
},
{
  "label": "snow or ice",
  "instance_id": "snow-or-ice-1",
  "mask_svg": "<svg viewBox=\"0 0 264 264\" xmlns=\"http://www.w3.org/2000/svg\"><path fill=\"white\" fill-rule=\"evenodd\" d=\"M16 248H17V246H13V251H16ZM23 264H27V260L26 259H24V261H23Z\"/></svg>",
  "mask_w": 264,
  "mask_h": 264
},
{
  "label": "crops",
  "instance_id": "crops-1",
  "mask_svg": "<svg viewBox=\"0 0 264 264\" xmlns=\"http://www.w3.org/2000/svg\"><path fill=\"white\" fill-rule=\"evenodd\" d=\"M122 12H123V10L121 11V16H123V13H122ZM127 36H128V35H127Z\"/></svg>",
  "mask_w": 264,
  "mask_h": 264
}]
</instances>
